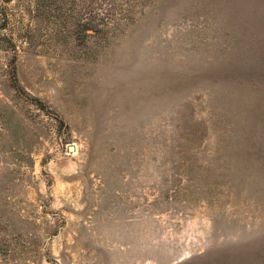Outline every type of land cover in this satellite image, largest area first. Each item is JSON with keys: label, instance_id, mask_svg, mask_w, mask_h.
<instances>
[{"label": "rangeland", "instance_id": "obj_1", "mask_svg": "<svg viewBox=\"0 0 264 264\" xmlns=\"http://www.w3.org/2000/svg\"><path fill=\"white\" fill-rule=\"evenodd\" d=\"M111 1L0 0V264H264V0Z\"/></svg>", "mask_w": 264, "mask_h": 264}, {"label": "trees", "instance_id": "obj_2", "mask_svg": "<svg viewBox=\"0 0 264 264\" xmlns=\"http://www.w3.org/2000/svg\"><path fill=\"white\" fill-rule=\"evenodd\" d=\"M64 1H66V0H63V2ZM109 6H110V9L111 10H114V11L117 10V8H121L118 4H116L115 2H113L111 0H110V5ZM91 9H90V12H89L88 16H86V17L85 16H78L77 22L79 24H82L84 26V31L85 32H87L89 30H92L94 33L95 32H99V28L92 27V24H94V22L97 23L96 21L101 22V24H104L105 22H108L109 21L111 15L109 13H107L108 15H105L103 17H100L97 14H91L92 13V10ZM101 24H99V26ZM3 43H5L4 39L0 38V44H3ZM10 77L12 79V84L15 85L16 78H15V75H14V71L13 70L10 72Z\"/></svg>", "mask_w": 264, "mask_h": 264}]
</instances>
